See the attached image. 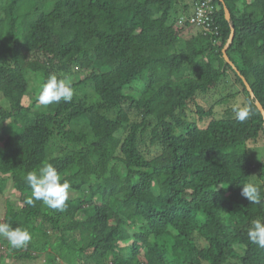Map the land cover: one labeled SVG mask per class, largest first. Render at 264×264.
Instances as JSON below:
<instances>
[{
    "label": "trees",
    "instance_id": "16d2710c",
    "mask_svg": "<svg viewBox=\"0 0 264 264\" xmlns=\"http://www.w3.org/2000/svg\"><path fill=\"white\" fill-rule=\"evenodd\" d=\"M203 1L209 31L190 24ZM50 74L97 101L38 106ZM230 76L238 91L217 104L243 95L244 122L200 101ZM257 104L264 0H0V195L22 203L5 201L2 223L32 235L15 250L0 239V264H264L247 237L264 162L241 149L264 138ZM45 162L71 185L64 211L26 202Z\"/></svg>",
    "mask_w": 264,
    "mask_h": 264
},
{
    "label": "clouds",
    "instance_id": "9594fccd",
    "mask_svg": "<svg viewBox=\"0 0 264 264\" xmlns=\"http://www.w3.org/2000/svg\"><path fill=\"white\" fill-rule=\"evenodd\" d=\"M194 15L195 10L192 17ZM73 96L74 89L67 79L50 74L40 86L36 103L38 106H48L61 101L69 103ZM233 113L239 122H244L249 117L247 106L237 105L233 108ZM25 181L31 189V195L26 201L29 205L40 201L49 209L64 211L71 185L67 180L61 182L60 174L51 163L45 162L37 170L26 173ZM240 194L252 204H261L260 188L253 183L244 184ZM247 237L252 244L264 249V219L256 218L251 221ZM0 239L7 240L10 248L15 250L26 247L31 241L32 235L26 228H13L8 223H0Z\"/></svg>",
    "mask_w": 264,
    "mask_h": 264
},
{
    "label": "rangeland",
    "instance_id": "374dc122",
    "mask_svg": "<svg viewBox=\"0 0 264 264\" xmlns=\"http://www.w3.org/2000/svg\"><path fill=\"white\" fill-rule=\"evenodd\" d=\"M188 3V0H186ZM198 29H195L193 33L197 32ZM228 80V81H227ZM234 81L233 77H229L228 79L220 83V85L213 91H210L207 94L200 95L202 100V105L209 109L210 107L214 111V117L217 119H222L224 116L226 117L227 114L225 113L226 110L229 108H234L235 106H245L246 102L243 97V95L237 96L235 100L225 102L224 104H217V102L225 99L230 94H235L234 92L238 91V88L232 84ZM236 84V83H235ZM74 96L79 97L81 99L85 98L89 100L91 103H95L97 101L96 97L94 96L93 92L87 89V87H81L74 91ZM212 105V106H211ZM193 120L196 121L197 124H200V126H205L208 122V120H199L198 115H193ZM3 142H0V145ZM242 150L249 152L251 158L255 162H264V138L261 137L257 142H249L245 144L242 148ZM12 200L15 202L17 206H21L22 203L20 201L19 195L14 193L11 189H8L5 191L3 195H0V223L3 222V216L6 211V205L5 201ZM174 233V232H173ZM22 264V263H19Z\"/></svg>",
    "mask_w": 264,
    "mask_h": 264
},
{
    "label": "built area",
    "instance_id": "2783aa9c",
    "mask_svg": "<svg viewBox=\"0 0 264 264\" xmlns=\"http://www.w3.org/2000/svg\"><path fill=\"white\" fill-rule=\"evenodd\" d=\"M214 11L215 8L212 5H209L207 1H203L195 9V15L190 19V24L200 26L204 31H209L213 26L212 17ZM180 24L182 25L183 22Z\"/></svg>",
    "mask_w": 264,
    "mask_h": 264
},
{
    "label": "water",
    "instance_id": "95a60500",
    "mask_svg": "<svg viewBox=\"0 0 264 264\" xmlns=\"http://www.w3.org/2000/svg\"><path fill=\"white\" fill-rule=\"evenodd\" d=\"M222 4H223V7H224V11H225V17H226L227 21H229L230 20V12L228 11V9L225 6V4L224 3H222ZM233 38H234V32L232 31V34H231L230 39L228 41V44L226 45L225 49L223 50V53H224L226 61H229L228 57L226 56V48L232 42ZM245 84H246L247 91H249L251 97H253V93L251 92V89H250L249 85L246 82H245ZM257 106H258V108H259V110H260V112H261V114H262V116L264 118V110H263L262 106L260 104H257Z\"/></svg>",
    "mask_w": 264,
    "mask_h": 264
}]
</instances>
